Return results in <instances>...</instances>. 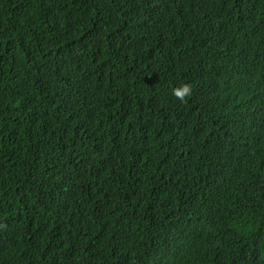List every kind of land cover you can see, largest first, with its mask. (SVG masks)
Returning a JSON list of instances; mask_svg holds the SVG:
<instances>
[{
  "label": "trees",
  "instance_id": "1",
  "mask_svg": "<svg viewBox=\"0 0 264 264\" xmlns=\"http://www.w3.org/2000/svg\"><path fill=\"white\" fill-rule=\"evenodd\" d=\"M0 264H264V0H0Z\"/></svg>",
  "mask_w": 264,
  "mask_h": 264
},
{
  "label": "clouds",
  "instance_id": "2",
  "mask_svg": "<svg viewBox=\"0 0 264 264\" xmlns=\"http://www.w3.org/2000/svg\"><path fill=\"white\" fill-rule=\"evenodd\" d=\"M194 87L192 84L184 83L179 87H176L172 90V95L181 103H187L188 99L193 93Z\"/></svg>",
  "mask_w": 264,
  "mask_h": 264
}]
</instances>
